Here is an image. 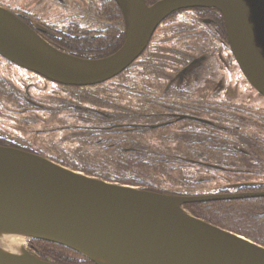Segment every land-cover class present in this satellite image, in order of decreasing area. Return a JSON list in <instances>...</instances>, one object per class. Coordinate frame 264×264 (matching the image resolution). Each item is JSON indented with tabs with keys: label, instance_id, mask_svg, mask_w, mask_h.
Here are the masks:
<instances>
[{
	"label": "water",
	"instance_id": "95a60500",
	"mask_svg": "<svg viewBox=\"0 0 264 264\" xmlns=\"http://www.w3.org/2000/svg\"><path fill=\"white\" fill-rule=\"evenodd\" d=\"M125 39L100 58L77 56L0 5V54L51 80L91 86L131 66L158 26L182 9L209 7L224 18L228 41L248 82L264 96V0H115ZM264 196L181 195L120 184L38 153L0 146V264H69L44 259L27 238L64 245L86 264H264V245L194 215L185 203ZM24 239L7 247L5 235Z\"/></svg>",
	"mask_w": 264,
	"mask_h": 264
},
{
	"label": "rangeland",
	"instance_id": "374dc122",
	"mask_svg": "<svg viewBox=\"0 0 264 264\" xmlns=\"http://www.w3.org/2000/svg\"><path fill=\"white\" fill-rule=\"evenodd\" d=\"M40 1H42L40 7H46L41 19L44 20L48 14L53 15L54 18L51 20H45L51 24L56 22V17L62 18L63 22L80 13H86L85 17L90 19L86 22L88 27L93 29L100 27V30L95 32L105 34L106 31H114L118 24L116 19L110 22V17L108 24L104 18L98 22L93 15L94 5L98 7L100 15L104 14L106 4L110 12L118 11L114 0H83L84 7L75 8H73V0H68L69 4L64 6L65 0H57L60 6L56 4L55 8L52 4L53 0ZM47 1L48 5H46ZM36 2L37 0H0V5L31 10L36 6ZM119 13L120 10L116 14ZM215 19L216 17L195 10H183L171 14L157 29L146 52L134 64L114 79L94 86H58L0 60V69L12 73L13 81L20 87L19 91H22L24 86L30 87L29 92L34 96L31 108L35 109L24 118L25 125L22 121L15 123L0 120V124L4 125L2 129L14 140L12 142L21 145L20 147L29 148L32 152L84 172L71 167L72 164L93 162L101 164L102 161L90 158L82 149H91L95 143L111 150L123 149L116 135L122 126L109 127L102 123L105 113H113L106 111V108L141 109L142 112L154 107L153 109L158 112L153 114V118H156L154 121L160 120L154 126L150 125V128L155 130L154 134H150L152 143H155L154 149L166 153L165 158L177 166L180 164V169L175 171L179 175L174 176L173 179L166 176L149 178L138 175L137 180L149 182L159 190L147 189L162 193L193 195L264 188V147H257L260 144L256 137H246L243 134L244 128L237 126L238 120L248 124L251 119L248 116L244 117L243 113L239 115V119H236L237 116L223 113L224 107H220L221 102H231L230 95L235 93V88L236 93L243 96L247 94L258 96V92L251 88L241 72L225 37L223 34L220 35L219 24L210 22ZM39 22L42 24L41 21ZM100 22L101 26L98 24ZM61 23L56 26L58 29L69 28ZM76 30H70L68 33ZM55 32L60 33L61 30ZM46 39L53 43L49 38ZM194 73H199L197 83ZM20 76L28 80L25 81ZM168 79L174 81L169 82ZM207 80H212L209 84L217 88L211 102L208 97L203 101L189 103L171 102L164 97L170 86L187 87L189 90L204 93L205 91L200 89ZM140 102L144 106L139 104ZM169 102L173 103L172 106ZM182 104H188V114L174 112V110L178 111L176 106ZM199 108L210 111L200 112ZM165 110L172 112L168 113ZM6 114L4 111L0 112L1 118ZM136 126L149 127L144 123H138ZM249 130L253 135L256 133L254 129ZM100 178L116 182L112 179ZM128 185L139 187L131 183ZM258 202L264 207V203H260L264 202L263 200H252L249 208L258 209ZM202 207V210H207L206 212L213 210L208 208V205ZM185 208L191 212L187 206ZM227 224L235 226L229 222ZM238 226L248 233L262 235L254 230V225L241 223ZM262 236L263 238H259L264 241V235ZM41 244L31 238H27L25 243L33 253L34 250L40 251ZM68 255L73 259L77 258L75 253L68 252ZM81 255H78L81 259L80 263L90 260ZM46 259L55 261L51 256Z\"/></svg>",
	"mask_w": 264,
	"mask_h": 264
},
{
	"label": "flooded vegetation",
	"instance_id": "af4514ba",
	"mask_svg": "<svg viewBox=\"0 0 264 264\" xmlns=\"http://www.w3.org/2000/svg\"><path fill=\"white\" fill-rule=\"evenodd\" d=\"M77 1H81V2H77ZM84 1L83 0H73V2H74L73 8H75L76 6L84 7V5L82 3ZM155 1H157V0H148V2L150 4L154 3ZM41 4H42V1L37 0V2L35 3L36 6L34 8H33V6H28V7L33 8L31 10L25 9V8H23L21 10L19 8L18 9L11 8L10 5H7L8 6L7 8L10 9L11 11H13L16 15H18L26 23H28L38 34H40L41 36H43L45 38H49L50 40H52L54 45H56L58 48H60L64 51H67L69 53H72L74 55H77V56L90 57V58L104 57V56H107V55L115 52L117 49H119L122 46V44L124 42V39H125V21H124L123 12H122L120 6L117 4L116 1H115V4L117 6V9H118V11L120 10L119 14H116V13H118V11L110 12L108 5L106 4L104 6V14L100 15V13L98 11V7H96L95 5L93 6L94 11H95V14H93L94 19L97 20L98 22L104 18L106 21V24H108L109 17H110V22L113 21V19H116V21L118 22L114 31H106L105 34L103 32L102 33L101 32H95V31L100 30V27L93 29V28L87 26L86 22L90 21V19L85 17V15L87 16L86 13H80L76 17L69 18L68 20H63V22H62V18L56 17V22L51 24L45 20H51L52 18H54L53 15L48 14L44 20L41 19V17H43V15H44V12L46 9V7L41 8L40 7ZM48 4H49V2L47 1L46 5H48ZM52 4H54V8L57 5L60 6L59 1H57V0H53ZM67 4H69V1L65 0L63 6L67 5ZM85 10H86V8H84V11ZM183 10H195L197 12H200L201 14L203 13V14H208V15H211L213 17H216L215 20H212L210 22H212V23L215 22V23L219 24L220 35L222 36V34H223V37H225V41L229 45V49L232 53V50H231V47H230V44L228 41V36L226 33L224 18H223L222 13L219 10H217L215 8H209V7H198V8L182 9L180 11H183ZM34 18H35V20H34ZM80 20H81V22H79ZM35 21H36V23H35ZM39 21H41L42 24ZM60 23L63 24L64 26H68L69 28L58 29L56 26L59 25ZM98 24L101 26V22ZM160 25L158 26V28L160 27ZM75 29H77V30L74 32L68 33V31L75 30ZM157 29H156V31H157ZM58 30H61V32L60 33L55 32ZM92 30H94V31H92ZM52 31H54V32H52ZM156 31L154 32L148 46L150 45ZM148 46L146 47V49L143 51V53L138 58H140L146 52ZM89 51H95V52L91 53ZM232 55L236 61V58H235L233 53H232ZM137 59H136V61H137ZM0 60L2 62H4L5 64L19 68L22 71H25L28 73L30 72L36 76H40L44 80H46L48 82H52L53 84L58 85V86H62V87H86V86H81V85H67V84H63V83L51 80V79H49V78H47V77H45V76H43V75H41L35 71L26 69L20 65L13 63L12 61L6 59L1 54H0ZM194 75H195V83H197V81L199 80V73H194ZM20 77H21V79H24L25 81L27 79L26 77H22V76H20ZM114 78H112V79H114ZM112 79H109V80H112ZM109 80H107V81H109ZM107 81H105V82H107ZM167 81L173 82L174 80L168 79ZM211 81L212 80H207L204 82V85L200 89V90L203 89L205 91L204 93L203 92L200 93V91H198V90L197 91L189 90V89H187V87L184 88V87H179V86H177V87L170 86L166 90L164 97L166 100H169L171 102L178 101L181 103H189V102H193V101H197V100L203 101L205 97H208L209 102H211V100H213V98H214V96H213L214 92L217 89V88H215V86H211L209 84V83H211ZM105 82H103V83H105ZM100 84H102V83H100ZM96 85H98V84H96ZM91 86H94V85H91ZM19 88H20L19 85L13 81L12 73L8 70L0 69V112L4 111L5 113H7L4 118H1V115H0V120H4V121H8V122L13 121L15 123L22 121L23 124L25 125L26 120L24 118L27 117V114L29 112L33 113V110H35V109L31 108V103L33 102L34 96L29 92L30 87L24 86L22 91H19ZM251 88L255 89L252 85H251ZM236 92H237V90L235 88V93L230 95L231 99L229 98L231 100V102H227V103L221 102L220 103V105H221L220 107H224L223 113H225V114L231 113V115L237 116L236 119H239V115L241 113H243L244 117L248 116L251 119L250 123L244 124L243 122L241 123V120H238L237 126L240 125L242 128H244V131L241 129V127H240V130L243 131V134H245L246 137H250V138L256 137V139L258 140V142L260 144L257 147H259V148L264 147V99H262V98H264V96L262 94H260L258 91H257L258 92L257 95L259 97L255 96L254 94H247L246 96H243V95H240L239 93H236ZM252 96H253V98H252ZM171 102H169V103L172 106L173 103H171ZM209 104H211V103H209ZM154 106L156 108L155 103H154ZM176 107L178 108V111L174 110V112H177L179 114H188V110H189L188 104H182V106H176ZM153 108L154 107H152L150 110L151 113H148V115H145L146 118L148 119V120H146L145 124H148L149 126L150 125L154 126L155 123L160 121V120L154 121L156 118H153V114L158 113V112H156ZM208 108L210 109V106ZM140 110L141 109H139V110H135V109H133V110H128V109L127 110H120V109L109 110L108 108H106V111L113 112L112 114H115V115L112 116V114H109V113L106 114L105 113L104 114L105 118L102 119V123H103V125L109 126V127H111L113 125L122 126L120 128V130L116 133V135L118 136L119 143L121 144V146L124 149H128V148L133 149V147H131V145H127V143H126V140H128V132L130 131L132 125H136L138 123H141V121H139L138 123L133 122L134 120L130 119V117L127 116L126 114L128 112H139ZM199 110H200V112H206V111L209 112L210 111V110H206L203 108H199ZM165 112L171 113L172 111L165 110ZM3 127H4V125L0 124V146L15 147V148L29 150V148H22V147H20L21 145H18V144H15V142H12L14 140L11 137H9L6 132H4L5 130L2 129ZM246 128H248V129H246ZM249 129L256 130V133H254V135H253V132ZM237 131H239V129H237ZM154 132H155V130L152 129L153 134H154ZM108 135H112V134H108ZM135 150H137V149H133V151H135ZM256 153L259 154L258 151H256ZM142 188H144V187H142ZM249 190L250 191H243V192H224V191L220 192V191H218V192H211V193H204V194L199 193V194H193V195H216V194L217 195H226V194H241L242 195L243 193H250V192H254V193L264 192V188H252ZM261 197H264V196H254V197L252 196V197H244V198H239V197L238 198H222V199H217V200H208V201H200V202H192V203H208V202H215V201L242 200V199H247V198H261ZM190 204L191 203H185L184 206H188L190 208V206H189ZM196 209L197 208H195V210Z\"/></svg>",
	"mask_w": 264,
	"mask_h": 264
},
{
	"label": "trees",
	"instance_id": "16d2710c",
	"mask_svg": "<svg viewBox=\"0 0 264 264\" xmlns=\"http://www.w3.org/2000/svg\"><path fill=\"white\" fill-rule=\"evenodd\" d=\"M140 104L143 105L142 102H140ZM150 110L142 112H128L126 115L129 116L130 119H133V122L138 123L139 121H141V123H144V125L146 126L148 124H145V122L148 119L145 115L151 113ZM104 118L105 117H103L102 119ZM131 130L132 131L128 132V140H126V143L127 145H131L133 149L137 150L133 151V149L127 150L124 148H116L115 150H111L104 145H98L95 143L93 148L82 150L84 151V154L88 155L90 158L100 159L102 161L101 164H98L96 162L81 163L76 165L72 164L71 167L82 170L89 174L112 179L119 183H131L140 187L150 189L155 188L151 186L149 182L137 180L138 175L147 176L149 178H162L163 176H166L171 177V179H173L174 176L179 175L175 171L180 169V164L177 166L175 163H172L171 160L168 161L165 158L166 153H161L154 149L155 143H152V137L150 136V134L152 133V129L150 128V126L140 128L136 125H132ZM146 135H148V137H146ZM146 152H149L152 155L147 154ZM252 200L264 201V197L257 199L247 198L242 200L191 203L189 205L190 208L188 206L187 207L195 215L202 217L209 222L245 235L246 237L251 238L252 240L264 245V241L259 238H263L262 235H264V207L262 205H259L258 202V209H250L249 206L251 205ZM203 205H208V208H213V210H211L210 212H206L207 210H202ZM195 208L197 209L195 210ZM260 210H262V212H259ZM237 221L239 222V224L247 223L250 225H254V230L262 235L257 236L255 234H251L246 232L245 230H242L241 228H239V224H237ZM227 222L235 225L236 227L227 224ZM34 240L38 243H42L40 245V251L34 250V252L37 253L41 258L46 259L51 256L57 262L69 264H86V262L92 263L90 262V260H87L85 263H80L81 259L78 258V255L81 254L64 245L40 239ZM68 252L75 253L77 255V258H71L68 255Z\"/></svg>",
	"mask_w": 264,
	"mask_h": 264
},
{
	"label": "bare ground",
	"instance_id": "6f19581e",
	"mask_svg": "<svg viewBox=\"0 0 264 264\" xmlns=\"http://www.w3.org/2000/svg\"><path fill=\"white\" fill-rule=\"evenodd\" d=\"M4 239L6 240L4 244L9 248H14L17 243L24 241L22 237L17 236V235H11V234L5 235Z\"/></svg>",
	"mask_w": 264,
	"mask_h": 264
}]
</instances>
